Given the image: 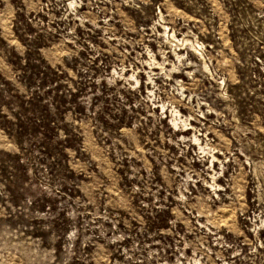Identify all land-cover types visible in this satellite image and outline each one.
<instances>
[{
  "label": "rangeland",
  "instance_id": "374dc122",
  "mask_svg": "<svg viewBox=\"0 0 264 264\" xmlns=\"http://www.w3.org/2000/svg\"><path fill=\"white\" fill-rule=\"evenodd\" d=\"M0 264H264V0H0Z\"/></svg>",
  "mask_w": 264,
  "mask_h": 264
},
{
  "label": "bare ground",
  "instance_id": "6f19581e",
  "mask_svg": "<svg viewBox=\"0 0 264 264\" xmlns=\"http://www.w3.org/2000/svg\"><path fill=\"white\" fill-rule=\"evenodd\" d=\"M166 34H168V38L172 41V42H174V43H178V42H182V44H184L185 43V45H187V44H189L190 46L189 47H186V49L187 48H193V49H195V47H194V43H193V41H190L189 39H186V37H183L182 39H178L177 37H176V35L173 33H166ZM174 56L176 57L175 59L177 60V62H178V64H180V65H185L184 63H185V61H187V62H189L188 60H184L183 58H184V55H182V54H180V53H175V51H174ZM201 57H202V59H203V54L201 55ZM151 59V58H150ZM152 60L153 61H156V58L155 57H153L152 56ZM151 61V60H150ZM167 62H169V64H171V68L169 69V70H167L166 69V67H167V65H166V63ZM189 63H192V62H189ZM188 63V64H189ZM168 64V63H167ZM168 64V65H169ZM150 65V64H149ZM157 65H159V69H161V71L162 72H164L165 73V76L166 77H168V78H172V79H175L176 80V82L177 83H179V87L181 88V90L182 89H184L185 88V86L182 84V83H180L181 81L179 80V76H180V73L179 72H177L178 70H181V68L180 67H177V64L176 63H171L167 58L165 59V61H164V63H157ZM151 66V65H150ZM170 66V65H169ZM193 68V66H188V67H186L184 70L186 71V70H188V69H192ZM206 69L208 70V66L206 65ZM154 70H158V68H155V69H151V73L153 74V72H154ZM148 74L149 76V81L151 82V84H154V78H153V76L155 75V74ZM190 75V74H189ZM133 77V76H132ZM135 81H136V83L135 84H138V82H139V79H137V77L135 78ZM155 86V85H154ZM191 125V124H190Z\"/></svg>",
  "mask_w": 264,
  "mask_h": 264
}]
</instances>
